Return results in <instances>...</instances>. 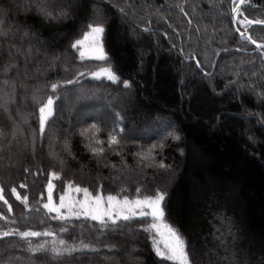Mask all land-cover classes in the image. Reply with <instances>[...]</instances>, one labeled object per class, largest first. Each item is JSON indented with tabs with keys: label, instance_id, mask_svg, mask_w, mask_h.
<instances>
[{
	"label": "trees",
	"instance_id": "16d2710c",
	"mask_svg": "<svg viewBox=\"0 0 264 264\" xmlns=\"http://www.w3.org/2000/svg\"><path fill=\"white\" fill-rule=\"evenodd\" d=\"M39 3L0 0V7L9 10L5 27L15 32L0 38V68L19 66L8 77L0 75L17 85L15 103L8 112L0 108V187L12 207L9 212L0 201V213L8 218L0 219V230L48 229L77 248L83 241L98 250H78L56 261L38 254L34 264H161L147 234L134 231L150 219L122 224L112 232L84 217L65 222L52 219L55 213L46 214L42 204L48 173L54 171L60 173L52 178L54 196L68 181L88 187L93 195L124 189V195L134 198L137 188L142 195L165 192L166 217L185 236L193 264H264V47L255 50L236 34L232 0H49L57 12H66L55 20L37 11ZM94 5L103 9V19L98 16L96 22L106 27L107 63L81 60L70 49L93 22ZM112 5L125 8L127 19ZM241 10L249 19H264V0H247ZM236 24L264 45V25ZM9 44L15 45L11 56ZM17 49L22 50L19 55ZM56 54L61 59L52 63ZM196 60L202 62L200 68ZM101 67H111L119 81L85 75L56 92L50 87L73 80L77 71ZM124 80L130 87L125 88ZM233 80L238 83L230 84ZM34 88L40 89L36 101ZM48 96H53L55 112L41 138L39 107ZM118 117L123 123L116 127H123L124 134L109 149L106 141ZM83 129H88L86 136L80 135ZM96 129L100 131L92 138ZM168 132L179 134L180 140L164 139ZM66 139L71 156L63 151ZM96 139L105 143L98 145ZM154 144V159L134 156ZM101 146L105 152L93 156L90 147ZM52 152L65 161L63 168ZM13 187L28 195L27 208L16 200ZM62 227L69 231L60 233ZM44 240L50 247L51 237L32 238V243ZM6 245L16 247L6 250ZM26 247L18 236L0 239V259L21 256L18 264H28Z\"/></svg>",
	"mask_w": 264,
	"mask_h": 264
},
{
	"label": "snow or ice",
	"instance_id": "6c2138e0",
	"mask_svg": "<svg viewBox=\"0 0 264 264\" xmlns=\"http://www.w3.org/2000/svg\"><path fill=\"white\" fill-rule=\"evenodd\" d=\"M104 2L105 0H95L96 4ZM232 3L233 7L231 8V12L233 22H238L245 26L264 25V19H249L248 16L242 12V6L247 3V0H232ZM29 7H31V5H29ZM112 7L115 8L120 13V15L127 19L125 8H121L118 5H112ZM146 7H153V5H147ZM180 10L183 12V8ZM37 11L49 20H55L57 15H66V12L63 9L59 10L58 12L53 9L49 3V0H40ZM102 13L103 9L97 8L94 5L92 16L93 22L87 25L88 30L83 31L81 38L75 39L74 42L70 44V49L74 52H78V58L81 60L91 58L103 60L105 63H107L108 55L105 52L103 44V37L106 27L103 22H96L98 16L101 20L103 19ZM185 15H187V13H185ZM8 17L9 10L7 8L0 7V38L6 39L9 33L15 35L12 26L9 25L5 27ZM238 17L243 18L238 19ZM144 31H147V29H144ZM236 31L240 33L239 28H237ZM165 35L167 34L165 33ZM240 35L243 36L244 34L240 33ZM23 36L27 37L28 33H24ZM248 39L252 44H256L257 48L264 47V45L258 44L256 40L252 39L251 36H248ZM2 48L3 45H0V49ZM13 48H15V45H8L10 56L12 54ZM16 51L17 55H19L22 50L17 49ZM224 51H227V49H224ZM30 53L31 49L29 48L28 52L25 54L26 60ZM60 59L61 55L56 54L52 56L51 62L56 63ZM201 64L202 62L200 60H196L197 68H200ZM262 64H264V61H262ZM12 70H16L18 72V64H5L3 68H0V75L8 77ZM85 75H89L92 79L97 80L106 78L107 80L114 83L119 81V76L115 73V71L111 67H107L90 73L86 71H77L76 77L73 80H66L63 82V84L52 83L50 87L53 92H56L62 86L78 84L80 79H82ZM237 83V80L230 81V84L232 85H236ZM123 85L125 88L130 87L129 80H124ZM19 87L26 90L24 85H20ZM241 87H243V85H241ZM16 90L17 85L14 80L7 78L0 80V108H3L5 112H8L10 104L15 103ZM252 91H254V89H252ZM39 92V88H34L32 90V99L34 101L38 99ZM56 99L58 100L59 97H56ZM54 112L55 109L53 96H48L46 102L41 103L39 107V134L41 138H43L46 134V123H50L51 119L54 118ZM122 123V118L118 117L113 124L112 132L109 133L106 141L109 149H111L113 145H119V136L124 134V128H117L116 125ZM90 127L95 128V125H90ZM99 131V129L92 131V138H95ZM113 132L116 134H112ZM87 133L88 129H83L80 132V135L86 136ZM15 134L16 131L15 128H13L12 135L14 136ZM3 135L4 133L0 131V136ZM31 135L34 145L36 132L33 131ZM168 138H171L173 141L180 140L179 134L174 132H168L164 139ZM49 139L54 140L55 137H49ZM95 143L98 145H103L105 141L96 139ZM156 148L157 145L154 144L150 146L148 150L136 153L134 156H139L142 160L154 159L152 152ZM63 151L67 155L71 156L70 145L67 139L64 142ZM180 151L181 153L183 152L182 149ZM90 152L93 156H99L105 152V148L103 146L90 147ZM50 156H52L54 159H57L62 168L65 166V161L60 159L55 152L50 153ZM113 167L115 166L113 165ZM160 167H165L163 161L160 162ZM27 171L28 169H25V172ZM48 176L49 180L46 185L47 198L46 202L42 204V208L46 210V214L55 213L52 219L67 222L72 218L79 219L84 217L90 219L91 221L98 222L104 226L105 230H111L112 232L121 230L122 224L130 223L140 218L145 220L150 219V224L145 225L142 223L140 227L134 231H142L147 234L148 239L151 241L152 249L155 252L156 257L160 258L161 264H163L164 261H170L172 264H193V262L190 260L188 244L185 236L181 233L179 228L175 227L172 223H169L166 217L163 206V202L166 198L165 192L157 189L152 195H142V189L137 188V195L134 198L124 195V189H121L117 194L109 193L107 196H105L102 191H97L96 194L93 195L92 192L89 191L88 187H81L80 184H74L73 181H68V183L65 185L64 191H62L59 195L58 202H56L53 197L54 184L52 183V178L59 177L60 173L53 171L49 172ZM20 187L25 188L27 185L21 184ZM3 192L4 189L0 187V201H3L4 204L8 205V201L5 199ZM11 192L15 196L16 200L21 201L26 208L28 207V195L25 194L24 196H21L20 193L17 192L16 187H13ZM73 193H82V198L80 196L73 195ZM43 197L44 194L41 193L40 198L43 199ZM8 211H12L11 205H8ZM0 219L7 220L8 218L5 217L3 213H0ZM45 222L46 221H40L41 224ZM10 223H14V221H10ZM68 231L69 229L64 227L59 229L60 233H67ZM13 236H18L21 241L26 243L27 247L24 249V251L29 253L28 264H34L33 257L38 254H49L51 260L56 261L64 254L71 255L73 252L78 250L98 251L94 247L84 244L83 241L80 242L79 248H77L75 245H71L64 239L59 238L56 231H51L48 229H45L44 231H35L30 228L25 229L24 231H19L18 229H9L7 231L0 230V239ZM38 237H51V246H48L49 242L46 240L37 244H33L32 238ZM15 247L16 245H6L5 249L11 250ZM113 250L114 246H109V251L111 252ZM22 260L23 257L21 256H8L0 259V264H18V262Z\"/></svg>",
	"mask_w": 264,
	"mask_h": 264
},
{
	"label": "rangeland",
	"instance_id": "374dc122",
	"mask_svg": "<svg viewBox=\"0 0 264 264\" xmlns=\"http://www.w3.org/2000/svg\"><path fill=\"white\" fill-rule=\"evenodd\" d=\"M232 24H233V20H232ZM235 25H236V27H237V24H236V22H235ZM233 27H234V24H233ZM238 28V27H237ZM234 29H235V27H234ZM241 30V29H240ZM87 31V30H86ZM235 32H236V30H235ZM236 34H237V32H236ZM238 35V34H237ZM238 36H240V35H238ZM241 37V36H240ZM241 38H243V37H241ZM87 59H90V58H87ZM102 68V67H101ZM100 68V69H101ZM103 68H106V67H103ZM99 69H97V70H95V71H98ZM239 85H242V84H239ZM244 85V84H243ZM247 87H248V85H247ZM250 89L252 88V86H250L249 87ZM253 96H254V94L256 95V91H252V89H251V92H250ZM257 96V95H256ZM73 195H77V196H80L81 198H82V193H80V194H76V193H73ZM53 197H54V200L56 201V202H58V199H59V195L58 196H54L53 195ZM46 198H47V192H46ZM46 202V201H45ZM150 223H151V220H150ZM100 228H104V226L103 225H101L100 224V226H99ZM102 247H109V246H107V245H101Z\"/></svg>",
	"mask_w": 264,
	"mask_h": 264
},
{
	"label": "water",
	"instance_id": "95a60500",
	"mask_svg": "<svg viewBox=\"0 0 264 264\" xmlns=\"http://www.w3.org/2000/svg\"><path fill=\"white\" fill-rule=\"evenodd\" d=\"M235 30L237 29L235 22H233ZM240 30V29H239ZM237 32V31H236ZM240 33H243L244 35L241 36ZM240 33L237 32L238 35H240L241 37H243L255 50H259L260 48H257L256 44H252L251 41L248 39V33L246 30H240ZM259 44V43H258ZM264 56V55H263Z\"/></svg>",
	"mask_w": 264,
	"mask_h": 264
},
{
	"label": "bare ground",
	"instance_id": "6f19581e",
	"mask_svg": "<svg viewBox=\"0 0 264 264\" xmlns=\"http://www.w3.org/2000/svg\"><path fill=\"white\" fill-rule=\"evenodd\" d=\"M257 43H259V42H257ZM259 44H261V45H262V43H259Z\"/></svg>",
	"mask_w": 264,
	"mask_h": 264
}]
</instances>
